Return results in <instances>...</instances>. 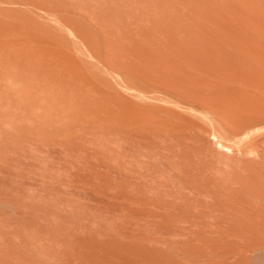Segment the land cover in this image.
<instances>
[{"label":"bare ground","instance_id":"6f19581e","mask_svg":"<svg viewBox=\"0 0 264 264\" xmlns=\"http://www.w3.org/2000/svg\"><path fill=\"white\" fill-rule=\"evenodd\" d=\"M0 264H264V0H0Z\"/></svg>","mask_w":264,"mask_h":264}]
</instances>
